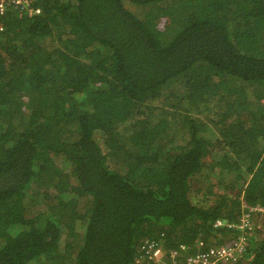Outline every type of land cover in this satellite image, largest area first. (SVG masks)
I'll return each instance as SVG.
<instances>
[{"label": "trees", "instance_id": "1", "mask_svg": "<svg viewBox=\"0 0 264 264\" xmlns=\"http://www.w3.org/2000/svg\"><path fill=\"white\" fill-rule=\"evenodd\" d=\"M34 6L0 15V264L231 246L215 224L264 208V0ZM252 223L235 264H264Z\"/></svg>", "mask_w": 264, "mask_h": 264}, {"label": "built area", "instance_id": "2", "mask_svg": "<svg viewBox=\"0 0 264 264\" xmlns=\"http://www.w3.org/2000/svg\"><path fill=\"white\" fill-rule=\"evenodd\" d=\"M35 1L37 0H0V15H3L7 9H11L19 17L38 16L41 9L34 6ZM254 215L256 216L253 217ZM257 217H264V208L255 207L244 210L239 221L232 225L224 226L220 222L215 224L216 227H227L233 234V231L239 233L231 246L226 243L204 250V244L198 242L196 246L181 245L176 250L165 251L160 246L150 243L144 247L146 257L150 261L159 262L158 264H235L244 258L249 248L248 238L246 239L243 233L249 234L254 229H260L259 226L254 227L252 223V220ZM230 235L229 239H231Z\"/></svg>", "mask_w": 264, "mask_h": 264}, {"label": "rangeland", "instance_id": "3", "mask_svg": "<svg viewBox=\"0 0 264 264\" xmlns=\"http://www.w3.org/2000/svg\"><path fill=\"white\" fill-rule=\"evenodd\" d=\"M208 108V109H207ZM207 109V110H206ZM222 109V104L220 105V101L218 99H211V100H208L207 101V104H206V107H205V111L201 110L202 113L198 112L195 114V117L200 121V122H203V123H208L210 119H212V114H213V111H214V114L216 115V112L221 110ZM210 110L212 111V113H208L210 112ZM218 136V135H217ZM217 136H216V133L214 131V134H210L209 138L211 139H214V143L217 142ZM218 143V142H217ZM230 174H226L224 173L223 174V178H227L229 177ZM197 188V187H196ZM195 188V189H196Z\"/></svg>", "mask_w": 264, "mask_h": 264}, {"label": "bare ground", "instance_id": "4", "mask_svg": "<svg viewBox=\"0 0 264 264\" xmlns=\"http://www.w3.org/2000/svg\"><path fill=\"white\" fill-rule=\"evenodd\" d=\"M4 14H5V13H4ZM4 14H3V15H4Z\"/></svg>", "mask_w": 264, "mask_h": 264}]
</instances>
